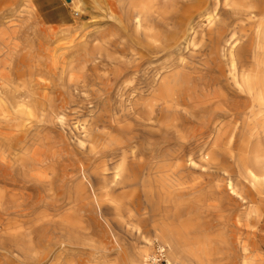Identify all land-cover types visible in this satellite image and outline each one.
<instances>
[{"label": "rangeland", "instance_id": "rangeland-1", "mask_svg": "<svg viewBox=\"0 0 264 264\" xmlns=\"http://www.w3.org/2000/svg\"><path fill=\"white\" fill-rule=\"evenodd\" d=\"M87 1L78 14L72 0H0V100L10 106L7 116L0 108V264H139L133 252L145 244L141 232L154 240V226L167 216L187 247L207 237L193 264H242L246 257L264 264V196L252 202L246 173L253 149L264 146V123H239L229 149L233 122L225 119L219 134L210 130L202 103L224 92L232 102L248 100L234 92L216 30L239 22L247 34L237 56L261 70L264 15L219 0L213 24L207 11L190 9L197 14L190 20L183 14L193 0H153L138 30L131 24L138 0H121L125 30L106 12L111 0L103 9ZM171 71L190 86L192 98L179 105L158 95ZM4 81L11 84L3 96ZM123 147L130 155L124 178L117 176ZM212 149L219 150L216 163L201 157ZM176 163L180 174L167 176Z\"/></svg>", "mask_w": 264, "mask_h": 264}, {"label": "bare ground", "instance_id": "bare-ground-1", "mask_svg": "<svg viewBox=\"0 0 264 264\" xmlns=\"http://www.w3.org/2000/svg\"><path fill=\"white\" fill-rule=\"evenodd\" d=\"M72 1H73V8L75 9V12H77L78 14L83 13L84 9L87 6L85 0H76V1L72 0ZM106 1L107 0H92L94 6L100 8V9L104 8L103 4ZM111 1L113 3L109 7V9H107V11L105 9V11L108 12V15L117 22L119 27H121L122 29L126 30L127 27H128V19L125 17V15L119 14V9H117V7H116L118 5V8L119 7L122 8L121 0H111ZM152 1L153 0H138L134 4V10L131 12V16H132L131 24H133L136 27V29L142 30L145 27V21L148 20L149 15L153 12V9H154L153 8V4L154 3H152ZM185 1H190V0H185ZM263 1L264 0H262V2ZM87 2H89V1H87ZM193 2L195 3V5L194 6L193 5L188 6L186 10H183V14H185L187 16L188 15L187 13L189 12L190 9H194V11H196V12H192V13H198V15H202V13L204 15V12L207 11L206 15H208V20L211 23H213V24H219V23H217V22L220 21L219 18H221V16L219 17V14H218L219 12L217 11V6L219 5V0H193ZM190 4H191V2H190ZM211 7H213V8L211 9ZM233 8L235 10H237V11H241L243 14L245 13V15L253 14L254 18L257 17L260 14L264 15V5H262L260 7L259 6L257 7L255 5V3H254V0H237L234 3ZM192 13H191V15H188L189 20L192 19V17L195 15L194 14L192 16ZM196 20H197V18H196ZM239 20H241V18ZM192 24L193 23H191V25ZM175 27H176V25H175ZM260 30H261V33H260L261 34V38L260 39H261L262 44L264 46V25H263V29H260ZM182 31H184V30H182ZM189 32L190 31H188V35H189ZM245 34H247V31H244V33H242V31H240V23L237 22V21L236 22L233 21V22L229 23L228 25H222L221 27L217 28V30H216V38H217L218 44H219L218 53L220 54V52L223 50L225 53L227 52V55H228V60H229V63H230L229 71L231 72L232 79H233V81L235 83V88H236L234 90V92H236V93H238V92H240V93L246 92L248 100H246L245 102H243V101L242 102H240V101L232 102L231 96L227 92H224V93L217 94L216 96L206 97L202 101L203 105H205L206 108H208L209 111H210L209 114H208V117H207V120H208L207 125H208V128L210 130L215 131V132H217L219 134V132H220L222 126H223L222 124H223L225 119L229 118L233 122V126L231 124L232 131H231L229 137L227 138V142H226V145H227L226 147H228L229 149H232V147H234V141L236 139L235 138V131L237 130L238 125H240L239 123H241V124L244 123V124H248V125L255 124V123H260V122L264 123V72H263L264 69H263V67H260L261 70H259V69H257V70L250 69V67L246 66L245 64H241L240 59L238 58L237 53H236V49H237L236 45H237L238 41H240L242 36H245ZM173 36H172V38H173ZM185 36H186V34H185ZM172 38H171V36H169V39H172ZM195 38H196L195 36H191L190 42L195 43ZM186 39H187V37H186ZM189 44H191V43H189ZM239 44H241V43H239ZM165 45L166 44H165V41H164L163 47ZM174 45H175V43H174ZM2 78H4V77H2ZM196 78H195V81H196ZM18 79H20V78H18ZM218 79H220V78H218ZM162 81H163L162 82V86H161V89H160V91L158 93V95L160 96L159 98L161 100L165 98V100L175 102L176 104L178 103V105H179L181 103V101H183L185 99H189V98L191 99L192 98V96L190 95L191 94L190 93V86L188 84L186 85V81L184 80L181 72H172L170 75L166 76L165 79L162 80ZM219 82H217V85L219 84ZM9 84H11V81L10 82L9 81H4L3 82V86H2L3 89L1 91L2 94L4 93L3 96L7 94V92H8L7 89H9ZM198 84H199V82H198ZM209 84H210V82H209ZM210 85H212V84H210ZM214 85H215V82H214ZM231 88L233 89V87H231ZM11 90H10V92H11ZM224 90L226 91V89H224ZM29 94H32V93H29ZM24 95H26V94H24ZM239 95H241V94H239ZM10 96H12V94H10ZM35 98H37V97H35ZM244 98H246V97L244 96ZM16 99H18V98H16ZM16 99L13 100L14 103H15ZM11 101H12V99H11ZM31 101H29V102H31ZM16 102L18 103V101H16ZM30 104L31 103H29V105ZM8 107H10L9 103H8V100H7V98L3 97L0 100V108H1V111L3 110V112L5 113V116L8 115L6 113L8 111V110H6ZM172 111H174V110H172ZM157 116L158 115H156V117ZM254 127L255 126L251 127V129H254ZM106 137H108V136H105V139H108ZM103 138H104V136H103ZM103 140H101V141H103ZM112 141H114L117 144V141L115 139L112 138ZM95 145H97V143ZM98 146H99V143H98ZM92 147L94 149L96 146L95 147L92 146ZM216 150L217 149H212L210 151L208 150L209 152H207V151L204 152L201 155V157L203 156L202 157L203 160L209 161V162L218 161V152H219V150H217L218 152ZM133 154H134V151L132 152V155ZM129 157H130V155H128V149L124 148L123 149V157L121 158L120 163L117 165V168H118L117 176L123 177L125 174L128 173V171L130 169L129 165H128ZM248 160H249V165L250 166L248 165L246 173L248 175V178H250L249 187H250L251 192L253 191V193H254V196L252 197V202L254 203L258 199L259 195L260 196H264V146L262 147V149H257L256 150L254 148L252 156ZM133 161H134V159H133ZM189 161H190L191 164H194V165L196 164V161L193 158L189 159ZM182 167H183L182 164L176 163L175 165H171L169 169H166L165 172H166L167 176H169L168 172L170 173V175L180 174V170L182 169ZM233 168H234V166H233ZM239 168H242V167H239ZM242 171H244V170H242ZM244 175H245V173H244ZM228 177H230V176H228ZM128 179H129V177L127 178V180ZM173 183L174 182L172 180H170V181L168 180V184L169 185H172ZM228 185L230 186V189L233 192H236L235 186H234V183L232 182V180L229 181ZM103 189H105L104 190L105 194H103V195L104 196H107V195L109 196L110 195V191L107 190V187H103ZM112 191H113V189H112ZM244 198H245V196H244ZM111 199H114V198H111ZM114 201L116 203L115 204V208L117 210H119L121 208V201H119V200H114ZM252 213H253V210H252ZM248 214L246 213L245 216L248 217ZM182 224H185L186 227L190 226L188 224V222H186V223L185 222H180V225H182ZM138 229H139V227H138ZM152 231H153V235L155 236V239L153 240L152 237L149 236V234L141 232L142 240H143V243H145V244L141 245L139 248H137L133 252V257L138 260L139 264H151L150 257H151L152 253L148 254V249L153 248V246H154L156 241L158 242V245L163 247L164 250L166 251L167 259L170 262H174V263L176 262V263H179V264H193L196 261L197 262L200 261V259H199L200 258L199 257V252L200 251H202L203 253L206 252L207 248H205L206 246L203 245V242L206 241V239H207L206 236H203V239H202L201 236H196L195 237V238L198 239V241L200 243H202V244H199L198 247H192V248L191 247H187V245H185L183 243L185 234L182 233V231L178 228V224H176L175 222L170 220L168 216L163 221H160L159 223H157L154 226V229ZM73 241L75 242L76 239H74V240L72 239V240H70L69 242H66V243L74 244ZM62 243H65V242L63 241ZM184 248H186L189 251V254H188V252L185 251L186 249H184ZM190 254L192 256H194V257L193 258L190 257L189 256ZM242 264H250L248 262V258L247 257L244 259Z\"/></svg>", "mask_w": 264, "mask_h": 264}, {"label": "built area", "instance_id": "built-area-1", "mask_svg": "<svg viewBox=\"0 0 264 264\" xmlns=\"http://www.w3.org/2000/svg\"><path fill=\"white\" fill-rule=\"evenodd\" d=\"M150 262L151 264H176L174 262H170L167 259L166 251L163 247L158 244H155L154 250L151 252Z\"/></svg>", "mask_w": 264, "mask_h": 264}, {"label": "crops", "instance_id": "crops-1", "mask_svg": "<svg viewBox=\"0 0 264 264\" xmlns=\"http://www.w3.org/2000/svg\"><path fill=\"white\" fill-rule=\"evenodd\" d=\"M39 6V8H41V5H38Z\"/></svg>", "mask_w": 264, "mask_h": 264}]
</instances>
